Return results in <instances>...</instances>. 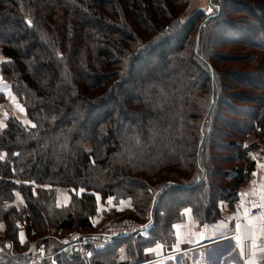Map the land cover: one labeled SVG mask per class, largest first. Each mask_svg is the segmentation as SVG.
<instances>
[{
	"label": "trees",
	"instance_id": "16d2710c",
	"mask_svg": "<svg viewBox=\"0 0 264 264\" xmlns=\"http://www.w3.org/2000/svg\"><path fill=\"white\" fill-rule=\"evenodd\" d=\"M209 2L0 0V107L25 109L0 119V264H87L55 237L110 212L148 231L90 261L138 264L236 199L264 147V0Z\"/></svg>",
	"mask_w": 264,
	"mask_h": 264
},
{
	"label": "crops",
	"instance_id": "0c3cea01",
	"mask_svg": "<svg viewBox=\"0 0 264 264\" xmlns=\"http://www.w3.org/2000/svg\"><path fill=\"white\" fill-rule=\"evenodd\" d=\"M259 143L253 134L246 141L247 145ZM257 149L255 169L237 189L235 200L221 202V217L218 220L199 228L188 214L186 220L176 224L179 242L174 251L169 252L163 245L160 248L155 246L150 251L152 258L138 264H185L186 260L196 264H260L264 260V147L260 145ZM15 202H23L19 192ZM256 206L262 208V213L253 216L250 209ZM237 235L242 237L243 249L237 245L234 238ZM51 249H48V256L52 253ZM63 250L77 251L68 243L62 245L59 252ZM94 252L89 253L94 255ZM81 255L86 260L90 257L88 253Z\"/></svg>",
	"mask_w": 264,
	"mask_h": 264
},
{
	"label": "rangeland",
	"instance_id": "374dc122",
	"mask_svg": "<svg viewBox=\"0 0 264 264\" xmlns=\"http://www.w3.org/2000/svg\"><path fill=\"white\" fill-rule=\"evenodd\" d=\"M195 7L196 8H205V9H209V7H210V2H209V0H195ZM4 59V57H3V55H2V53L0 52V61H2ZM232 64V63H231ZM234 65V67L236 66H239V64L238 63H236V64H233ZM7 87H8V84L3 80V78H2V75H1V73H0V91H3V90H5V89H7ZM255 93H257V94H259L260 92H255ZM11 99V97H9L8 98V100L5 102V103H3V105L0 107V117L2 118V119H5L7 116H8V113H9V111H11V110H13V109H15V111H17V112H19L21 115H23L24 114V112H25V109H24V107L19 103V105H17L16 106V102H15V105H13L14 103H13V101L12 100H10ZM230 101H232L233 103H235L236 105L240 102V101H236V99L235 100H230ZM240 105H242V106H244V104L243 103H240ZM19 108V109H18ZM11 109V110H10ZM252 138H250V140H251ZM256 152H258V150H256L255 149V151H253V153H254V155L255 156H257L258 155V153L256 154ZM258 157V156H257ZM57 201H58V203H61V204H63V203H69L70 201H71V195L69 194V192H68V190L67 189H61L59 192H58V197H57ZM126 202H128V201H126ZM126 202H119L118 203V206H120V205H125V203ZM18 204H20V203H18ZM109 204H110V206H116L117 205V203L116 202H114L113 200H110L109 201ZM127 204V203H126ZM117 212H110V213H108V214H104V215H96L95 217H93V219H94V222H95V228H93L92 230H86V231H78V233H80V234H82V235H93V234H95V233H98L99 231H101V229L103 228V226H104V224H105V222H106V219L108 218V216L109 215H117L118 216V218H122V219H125V220H128V221H136V222H139L138 221V219H134V218H132V217H121L122 215H119V214H116ZM141 223V222H140ZM98 224V225H97ZM74 230H79V229H74ZM73 231V230H72ZM72 231H66V232H63L62 234H60V236H59V238L58 237H55V239H57V240H61V241H63V245H65L66 243H68V241H69V238L71 237V232ZM148 230L147 229H145V230H143V231H141V232H138V233H135V234H132V235H130L129 237H128V239H127V241H129V242H127V244H123V245H121L120 246V248H119V250H120V252H118V255H119V257L120 256H124V252H123V250L126 248H129V249H131L132 247H134L136 244H137V240L139 239V237L141 236V235H145L146 234V232H147ZM53 241V240H52ZM117 241L120 243V242H122V241H120V239H117ZM115 242V244L113 243V245H111V246H114V245H116V244H118V242ZM40 246H44L45 247V252L43 253V259L41 260V261H43V260H50V258H52L53 257V252L48 256V250H47V248H46V246L44 245V244H42V245H40ZM39 246V247H40ZM38 247V248H39ZM109 247V246H108ZM52 248V247H51ZM37 249V248H36ZM111 249V251L112 250H114L115 249V246L112 248H110ZM0 250H1V246H0ZM118 251V250H117ZM35 252V251H34ZM34 252L32 253V257H33V254H34ZM38 252V249L36 250V253ZM94 252V251H93ZM92 256H93V254L92 255H90V257H88L87 258V260L85 261L87 264H92V262L90 261L91 259H92ZM41 261H38V262H41ZM31 262H33V261H31ZM37 263V262H36Z\"/></svg>",
	"mask_w": 264,
	"mask_h": 264
},
{
	"label": "built area",
	"instance_id": "2783aa9c",
	"mask_svg": "<svg viewBox=\"0 0 264 264\" xmlns=\"http://www.w3.org/2000/svg\"><path fill=\"white\" fill-rule=\"evenodd\" d=\"M261 213L262 208L260 206L252 207L250 209V214L253 216L259 215ZM145 229H147V226L140 222L128 221L111 214L108 216L103 228L98 233L93 235H82L78 233L80 230H73L70 234L71 237L69 238L68 244L73 248H76L77 251L87 254L92 249H102L110 246L119 237L141 232ZM37 249L38 252L36 253ZM37 249H34L35 252L33 251V263L43 259L45 247L40 246Z\"/></svg>",
	"mask_w": 264,
	"mask_h": 264
},
{
	"label": "snow or ice",
	"instance_id": "6c2138e0",
	"mask_svg": "<svg viewBox=\"0 0 264 264\" xmlns=\"http://www.w3.org/2000/svg\"><path fill=\"white\" fill-rule=\"evenodd\" d=\"M209 12H211V9H208ZM180 22H183V21H180ZM30 23V22H29ZM99 210V209H98ZM175 227V226H174ZM239 225H237V229L239 230ZM262 228H264V225H262ZM236 239V242H237V245L239 247H241V249H243V243H242V237L240 235H237L236 237H234ZM23 242V241H22ZM255 246V245H254ZM157 248H160L161 245L160 244H157L156 246ZM146 252L148 251H153V249H145ZM88 255H91V253H88Z\"/></svg>",
	"mask_w": 264,
	"mask_h": 264
}]
</instances>
